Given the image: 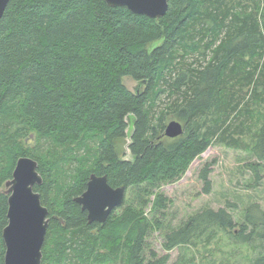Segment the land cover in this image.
Segmentation results:
<instances>
[{
	"label": "trees",
	"instance_id": "trees-1",
	"mask_svg": "<svg viewBox=\"0 0 264 264\" xmlns=\"http://www.w3.org/2000/svg\"><path fill=\"white\" fill-rule=\"evenodd\" d=\"M125 77L144 92L130 91ZM254 105H264V0H168L159 19L104 0H10L0 22V264L4 188L22 157L38 163L35 191L49 211L42 264H167L168 256L146 262L145 218L126 213L120 221L113 212L89 224L75 199L93 174L127 190L174 183L213 145L250 150L258 164L247 166L256 183L264 180V122L252 144L243 140L262 115ZM172 121L183 135L165 136ZM130 124L133 158L124 160L118 143ZM214 163L200 171L204 193ZM168 206L158 194L153 208L165 216ZM245 218L264 238V214ZM234 227L226 209H209L168 234L166 249ZM253 264H264V253Z\"/></svg>",
	"mask_w": 264,
	"mask_h": 264
},
{
	"label": "rangeland",
	"instance_id": "rangeland-1",
	"mask_svg": "<svg viewBox=\"0 0 264 264\" xmlns=\"http://www.w3.org/2000/svg\"><path fill=\"white\" fill-rule=\"evenodd\" d=\"M159 45L160 42L152 43L148 45V50L151 51ZM123 82L134 93L145 90L143 85L130 77H125ZM254 109L261 110L262 115H255L252 135L243 137L247 144L253 143L255 140L253 134L264 122V105H254ZM127 121L130 123V120ZM131 134L130 124L126 139L118 143L120 157L124 160L133 158L128 148ZM31 147H34V143L25 146ZM210 162H215L210 175L211 191L204 193V184L199 174ZM248 164H258L250 150L231 149L221 145L210 146L191 163L178 181L143 183L129 187L124 204L116 210L114 217L122 221L128 213L131 217L134 215L139 219L145 218L150 224L144 245L146 262L168 256L167 264H253L264 253V238L252 234L253 227L246 223L245 216L248 210L264 214V180L256 183L255 175ZM260 174L264 176V163L260 167ZM160 193L169 200L165 216L153 208L154 201ZM223 208L233 216L235 222L233 229L214 228L216 230L214 238L208 237V234H201L191 244L176 247L171 251L166 249L168 234L180 228L189 218L209 209L218 211ZM246 224L248 227L244 235L238 237ZM260 231L264 232V227ZM66 264L81 263L73 259ZM87 264L102 263L91 261Z\"/></svg>",
	"mask_w": 264,
	"mask_h": 264
},
{
	"label": "water",
	"instance_id": "water-1",
	"mask_svg": "<svg viewBox=\"0 0 264 264\" xmlns=\"http://www.w3.org/2000/svg\"><path fill=\"white\" fill-rule=\"evenodd\" d=\"M110 7H125L136 15L159 19L167 13L168 0H104ZM10 0H0V22ZM184 133L183 125L170 122L165 136L176 138ZM43 182L38 163L28 157L17 161L12 179L5 184L8 198V225L3 230L5 264H42L43 247L50 223L49 211L35 191ZM127 189L113 188L106 176L91 175L86 191L75 199L88 213L89 224H104L125 201Z\"/></svg>",
	"mask_w": 264,
	"mask_h": 264
},
{
	"label": "flooded vegetation",
	"instance_id": "flooded-vegetation-1",
	"mask_svg": "<svg viewBox=\"0 0 264 264\" xmlns=\"http://www.w3.org/2000/svg\"><path fill=\"white\" fill-rule=\"evenodd\" d=\"M119 209V208H118ZM118 209H116V210H118ZM116 210L114 211V212H116ZM87 216H88V213H87Z\"/></svg>",
	"mask_w": 264,
	"mask_h": 264
}]
</instances>
